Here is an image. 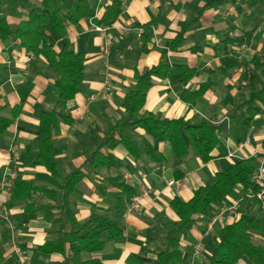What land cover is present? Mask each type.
<instances>
[{"label": "crops", "instance_id": "0c3cea01", "mask_svg": "<svg viewBox=\"0 0 264 264\" xmlns=\"http://www.w3.org/2000/svg\"><path fill=\"white\" fill-rule=\"evenodd\" d=\"M53 1H62L73 8L78 2ZM87 1V18L76 25L65 23L69 50L85 54V69L80 92L67 104L74 122L71 126L61 125L59 134L53 138L55 159L67 174L76 169L87 174L71 197L75 215L85 230L94 222L104 225L107 220H113L124 230L122 238L108 242L103 251L86 257L102 264H157V251L165 243V232L180 226L170 206L174 197L184 202L190 200L195 190L238 160L256 159L253 176L264 158L262 109L250 127L243 125L239 119L231 118L236 104L244 96L239 88L242 67L236 61L238 45H249L260 30L249 32V27H245V32L241 33L237 20L231 21L219 12L221 3L214 2L204 9L209 0ZM113 1L121 3L118 19L111 27H99L103 32L97 31L98 26L93 24V20H99L106 6ZM41 2L0 0V16L6 19L10 31L15 32L19 24L28 19L29 12ZM239 2L224 4L225 7L235 8ZM151 20L154 21L151 43L147 46V53L138 56L136 49L142 43L139 26ZM181 34L183 42L177 50L170 51L171 43ZM234 39H238L237 42H233ZM60 47L59 42L56 51ZM162 50L167 51L166 64L194 68L198 75L183 84L153 79L141 115L146 117L152 113L168 119L184 118L194 123L210 121L215 126L221 125L217 135L219 141L211 152L210 161L204 164L192 155L175 161L169 155L168 145L148 138L153 148L165 156V161L152 162L141 150L140 158L135 160L122 147H117L108 152L110 160L105 168L97 173L91 172L84 163L100 145L106 132V118L120 119L125 116L121 103L134 85V67L144 75L158 64ZM223 57L236 61L226 73L220 67ZM54 80L53 74L46 69L45 61L27 53L14 36L0 39V107L10 109L22 103L18 118L0 135V255L3 264H51L63 260L59 254L44 255L38 250L45 241L56 239L59 226L45 221L43 212L36 220L24 221L21 217L23 203L9 202L11 189L18 180L60 191L62 184L59 179L52 177L44 167H33L28 162L30 157L33 162L38 157L36 137L39 117L35 109L40 107L43 111H50L54 108L57 96ZM207 82L211 83V88L193 108L180 100L182 90L193 92ZM100 118L105 120L104 124L98 120ZM234 123L237 127L241 124L247 128L243 140L231 137L230 129ZM253 135L258 136L259 144H255ZM248 139L250 144L238 150V144ZM230 153L233 158L229 157ZM175 170L183 177L176 179ZM124 175L130 177L129 182ZM171 182L175 184L170 185ZM121 183L133 189L134 194H123L118 188ZM141 189L149 191L148 195L141 199L137 208L130 209L132 197L140 195ZM242 196L243 191L237 186L216 205L212 216L194 217L193 222L178 233L182 255L173 264H207L218 245V230L237 220L240 211L257 213V205L242 200ZM117 198L122 201L119 212L114 210ZM33 202L52 213L60 209L59 204L42 197H36ZM233 203L237 204V211L224 214L209 230L211 219L221 208ZM106 237L104 234L103 239ZM198 245L200 250L195 253Z\"/></svg>", "mask_w": 264, "mask_h": 264}, {"label": "trees", "instance_id": "16d2710c", "mask_svg": "<svg viewBox=\"0 0 264 264\" xmlns=\"http://www.w3.org/2000/svg\"><path fill=\"white\" fill-rule=\"evenodd\" d=\"M128 1V0H127ZM239 0H209L204 9L214 3L235 4ZM264 7V0H250L249 6ZM89 3L87 0H78L76 7L66 6L64 2L42 0L41 4L29 12L28 19L21 22L15 32H11L6 19L0 16V39L14 36L21 48L34 57L42 58L46 69L55 80L57 92L55 106L50 111H43L36 107L39 117L37 144V161L29 158L30 166H42L52 176L61 181L60 191L46 187H38L31 182L18 180L14 183L9 202L23 203L21 217L24 221L36 220L43 212V219L51 224L58 225L56 239L45 241L38 250L44 255L59 254L62 261L51 264H102L98 260L87 258L86 255L101 252L108 242L122 238L124 230L113 220H107L104 225L92 223L85 230L78 221L71 197L75 188L83 182L87 174L81 169L67 174L55 159L53 138L60 132L61 125L71 126L74 122L67 110V104L80 92L84 80L85 54L74 53L69 50L66 39V22L76 25L80 20L87 18ZM121 13V3L113 1L106 6L102 17L93 20L98 27H111ZM154 21L140 25L141 46L136 49L137 55L147 53L151 43V32ZM234 39L233 42H237ZM61 43L59 51L55 47ZM183 42V35H178L170 45L174 51ZM167 51L162 50L157 65L149 69L144 75L134 67V85L123 97L121 107L125 116L120 119L107 117L106 132L98 148L85 160L84 165L91 172L97 173L105 168L110 160L109 151L122 147L129 156L137 160L141 150L152 162L161 163L165 156L156 151L149 139L169 147V155L173 160H183L189 155L208 163L211 152L218 144V133L221 125L215 126L210 121L194 123L184 118L168 119L160 114L141 115L146 102V95L151 89L153 79L167 80L171 84L186 83L198 75V71L185 65H168L165 63ZM236 61L223 57L220 59L221 71L226 73L234 67ZM243 71L239 82L247 84V96L236 104L232 119L241 120L242 124L250 127L261 108L257 105L259 97L264 96V55L262 58L253 57L250 61L241 62ZM258 87V88H257ZM211 88V83L201 84L197 90L189 92L182 90L179 94L181 101L193 108L197 101ZM22 103L10 109L0 107V135L4 134L18 118ZM105 150V152H103ZM256 159H242L233 163L225 171L216 173L212 180L193 192L190 200L184 202L174 197L170 206L179 219L180 226L169 229L164 234L165 243L157 251V264H173L181 258V241L178 233L191 224L196 216L210 217L216 205L227 198L231 191L240 186L243 191L242 200L257 205L256 214L239 212V217L231 224L224 225L218 230V245L213 250L207 264H239L246 259L250 264H264V213L259 203L253 197H248V191H257L258 187L252 183V172ZM176 179L183 174L175 170ZM1 175V169H0ZM123 194L133 195L134 190L118 184ZM42 197L49 202L59 204L57 213L38 206L33 200ZM121 198H117L114 210H121ZM263 215V218L260 217ZM65 220V222H64ZM65 225V226H64ZM106 234V239L103 235ZM260 236V237H257ZM0 264L3 258L0 255Z\"/></svg>", "mask_w": 264, "mask_h": 264}, {"label": "rangeland", "instance_id": "374dc122", "mask_svg": "<svg viewBox=\"0 0 264 264\" xmlns=\"http://www.w3.org/2000/svg\"><path fill=\"white\" fill-rule=\"evenodd\" d=\"M239 1L240 2L238 4V6L235 8L225 7L226 4L221 3L220 5L222 6V8L219 10V12H221V14H223V16L225 15L226 18L229 17L231 19V21L237 20L239 27H240V29L238 28V30L241 33L245 32V27H249V32L255 31L258 28L260 30V32H258V34L255 36V38L253 37L252 42L249 41V45L246 43H241L240 45H238L239 47H238V51H237L236 61L239 62L238 65L242 67V64H241L242 61H246V60L250 61L253 57L262 58L264 55V7L259 5V6L252 8L249 6L250 0H239ZM232 12H235L236 14H233ZM230 13H232V14H230ZM249 37H252V36H250V34H249ZM242 44L247 45V47H248L247 51L243 52L244 50L240 49V46ZM245 54H246V57H244ZM242 71H243V67H242ZM239 83L241 84V87H239L240 90H242V92H244V96H247L248 92H249L248 85L243 84L241 82H239ZM54 93H55V90H54ZM257 104L261 107V109H262L261 114H262V116H264V96H261L259 98ZM98 120L103 122V124L105 123V120L103 118H100ZM246 132H248L246 127H244L241 124H239V127H237L236 123H234V127H232V129H230V135L235 140H237V139L243 140L246 136L245 135ZM253 134H255V132H253ZM253 138H254L253 140H254L255 144L256 145L259 144V142H260L259 139H256V138H258V136L253 135ZM86 153L87 152H84V154H86ZM260 217L263 218V215H260ZM180 236L182 237L183 235L180 234ZM257 237H260V236H257ZM239 264H248V262L246 259H244V260H242V263H239Z\"/></svg>", "mask_w": 264, "mask_h": 264}, {"label": "built area", "instance_id": "2783aa9c", "mask_svg": "<svg viewBox=\"0 0 264 264\" xmlns=\"http://www.w3.org/2000/svg\"><path fill=\"white\" fill-rule=\"evenodd\" d=\"M97 31H101L103 32V30L99 27L96 28ZM232 35V34H230ZM240 49L244 50L243 52L247 51L248 50V47L247 45L245 44H242L240 46ZM246 144H250V140H246L245 142L243 143H239L237 148L238 150H242L244 148V146ZM229 157L230 158H233L234 155L232 153L229 154ZM124 179L127 180L128 182L130 181V177L128 175H124ZM252 183L258 187L257 191L254 192L253 190H249L248 191V194L247 196L250 198V197H253L257 200V202L259 203V206H260V210L264 213V158L259 162V164L257 165L256 167V170L252 176ZM175 184L174 182H171L170 185H173ZM148 192L147 190L145 189H141V193L140 195H135L132 197V204H131V207L130 209H135L137 208V206L139 205L141 199L145 196L148 195ZM237 211V204L236 203H233V204H230L228 206H225L223 208L220 209V211L218 212L217 215H215L209 225H208V229L211 230L213 225L220 219L222 218V216L226 213H235ZM200 250V246H196L195 248V253H198Z\"/></svg>", "mask_w": 264, "mask_h": 264}]
</instances>
